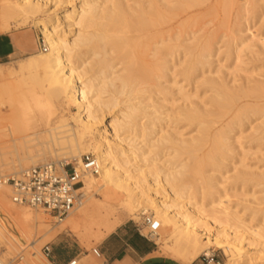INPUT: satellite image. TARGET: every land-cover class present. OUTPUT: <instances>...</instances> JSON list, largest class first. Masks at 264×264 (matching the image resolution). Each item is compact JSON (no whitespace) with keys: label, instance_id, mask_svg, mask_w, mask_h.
Instances as JSON below:
<instances>
[{"label":"bare ground","instance_id":"6f19581e","mask_svg":"<svg viewBox=\"0 0 264 264\" xmlns=\"http://www.w3.org/2000/svg\"><path fill=\"white\" fill-rule=\"evenodd\" d=\"M173 1L0 0V34L28 26L42 36L40 45L45 48L20 61L0 64V78L8 65L9 79L48 108L47 113L16 115L10 120L14 125L9 122L0 131V168L9 172L49 163L46 158L36 159L47 152L73 160L79 171L82 154L88 151L99 166L97 175L83 176L78 188L81 204L53 227L51 217L14 204L9 184L0 185V249L7 261L2 264H51L40 251V237L49 240L69 231L80 239L103 241L126 218L147 214L160 224L153 239L175 261L191 264L200 254L212 256V246L223 251L225 264L258 260L248 248L259 242L264 245V213L243 220L229 205L224 175L228 156L240 147L241 129L250 126L253 118L262 119L250 128L258 135L253 141L264 145V104L243 103L247 98H263L264 83L237 90L202 78L196 87L213 91L209 107L190 105L188 92L175 81L176 65L188 86L196 72L203 77L201 70L210 65L213 48L204 43L193 54L182 44L187 39L175 44L179 37L164 26L206 0ZM49 3L53 10L47 9ZM62 5H71V11L58 13ZM244 32L248 36L234 37L228 54L239 47L251 48L248 42L256 39L255 32ZM259 41L264 44V38ZM164 83L176 88L184 104L178 112L163 111L153 99L161 95L164 102L171 96ZM118 106L112 120L104 123ZM165 121L185 122L194 127L196 136L183 139ZM207 142L210 146L199 161L195 154ZM10 156L17 161H9ZM247 177L245 172L235 174L231 189L243 185ZM255 178L260 185L264 173ZM117 209L124 217L116 216Z\"/></svg>","mask_w":264,"mask_h":264},{"label":"rangeland","instance_id":"374dc122","mask_svg":"<svg viewBox=\"0 0 264 264\" xmlns=\"http://www.w3.org/2000/svg\"><path fill=\"white\" fill-rule=\"evenodd\" d=\"M132 1L133 0H130L129 3L132 4ZM253 1H255V3L252 5L249 3L250 0H206L201 4H197L196 6L187 9L185 12L177 14L169 24L164 26V30H168L170 28L172 32L176 33L179 37L178 41L174 42L175 44L187 39L188 41L182 44L188 46L192 50L193 54H195L196 50H198L204 43H210L213 48V52L208 59L210 61V65L201 70L203 77H201V72H196L192 77L193 82L189 83L188 86H186V83L182 81V77L178 74L180 72V67L178 64L176 65L174 70L175 81L179 86H183L185 91L188 92L191 97L188 101L190 105L198 104L200 107L204 106L205 109L209 107L208 98L212 95L213 91L208 90V87H196L198 86V83L202 81V78L215 80L217 83L226 84L227 87L237 90L253 89L256 88V85L259 82L264 83V44L259 41L264 38V0L263 2L261 0ZM170 2L171 4L174 3L173 0H170ZM75 5L78 6V1L75 2ZM47 9L53 10V3H49L47 5ZM65 11L70 12L71 5H62L57 8L58 13H63ZM245 29H248L250 32H255L256 35V39L253 42H248L249 40L247 41L251 48L245 49V47H239L236 53L228 54L229 47L231 46L232 39L234 37L241 38L248 36V33L244 32ZM20 32L23 33L24 40L30 47L28 53L34 54L39 52V45L40 42H43V38L38 31L27 26L26 29L23 31L21 30ZM20 60L21 59L11 62H8L9 60H7L5 62L8 63L4 62V64ZM9 71L10 69L8 68V65L5 66L3 68V76L0 78V131L2 130V132L4 129L8 128L7 125H10L9 122L14 125V122L10 120L16 115L32 113L42 114L48 112L46 105L36 103L34 99L26 94V92H29L27 88L17 86L9 79ZM162 86L168 87L169 92H171V96H166L164 98V102L161 95H156L153 99L158 100V103L162 106L163 111L167 112V109L172 108L175 112H178L184 104L181 101L180 96L176 94V88L171 87L170 83H164ZM145 98L148 100V96H145ZM252 98H247L245 101L243 100V103L247 102L251 105L257 104L256 106L264 104V97ZM118 99L121 100L123 97ZM200 102H202L201 105L199 104ZM146 104L148 103L146 102ZM119 109L120 106L114 108L112 112L106 116L104 123L110 122L113 115ZM11 112H14L15 114H12ZM5 118H9V121L8 119L6 121ZM261 121L262 119L253 118V122L250 126H245L241 129L242 133L239 141L240 147L234 151V154H230L228 156L225 163L228 165L224 176L227 178L226 187L229 189V205L236 209L239 212V216L245 221L258 219L259 215L264 213V202L262 201L264 197V182L258 185L259 183L255 178V175L264 173V145L253 141L258 137V135L253 134L250 130V128L258 126ZM12 124L11 126H13ZM164 125L171 128L175 126L174 128H176V131L180 133L183 139L196 136L194 127L189 126L185 122L175 125L171 122L165 121ZM100 127L103 128L102 125H100ZM165 130L166 129H164V131ZM107 131L110 133L111 129L108 128ZM209 146L210 142L203 144L201 151L195 154V158L199 161L202 160L204 156L203 153L209 148ZM86 154H90L94 157L90 151L84 152L82 156ZM10 157L9 161H17L16 156ZM44 158L48 159L47 162L49 163L58 164V161H65L68 164L74 165V162L71 159H63L61 157V159H58L51 157V155L47 152H42L41 156L36 159L41 160ZM233 163L234 165H232ZM30 167H32V165L28 168ZM26 169H18V171L8 172L3 170V168H0V178L17 176L22 172V170ZM204 171L212 173V171L206 168ZM243 172L248 174V180L240 187L236 186L233 191L231 188L234 187L233 185H235L234 183L236 182L232 180V177L237 173ZM207 173L205 175H207ZM251 195L253 197H251ZM10 196L11 192L9 197ZM93 196L96 199H99L98 193H93ZM252 198L254 199V202L252 201ZM25 207L26 208L24 209L30 210L27 206ZM253 213H256V216H252L251 214ZM116 216L124 217V212L121 209H117ZM147 216L149 215L147 214ZM142 219L143 217L138 219L126 218L124 223L119 228L124 225L133 229L137 226L141 227ZM49 225L50 227H53L56 226V223H54V221H50ZM119 228H117V230ZM96 231L97 229L94 228L93 233H96ZM142 233L145 235L146 231L142 230ZM36 238H38V236H36ZM39 239H42V247L47 243L52 250L60 248L65 258H70L73 254H80L79 258L81 259H87L97 263L103 262L102 258H96L92 254V250L98 248L101 251L104 240L99 241L93 237L90 239H80L75 232L69 231H62L49 240H45L42 237ZM154 239L153 242L156 243ZM246 243L249 242L246 241ZM163 247V244L156 245L157 254H163L161 256L165 255L167 258L170 257L166 253L162 252L164 249ZM209 250L211 251V254L214 255L215 260L219 261L221 264H225L226 258L222 250L217 249L214 246L210 247ZM248 251L259 257L255 264H264V245L260 242L251 244ZM2 252L3 249H0V261L2 263H7V261L2 257ZM201 256L202 255L200 254L196 258L197 262L201 261ZM17 262L18 260L15 259L13 263Z\"/></svg>","mask_w":264,"mask_h":264},{"label":"built area","instance_id":"2783aa9c","mask_svg":"<svg viewBox=\"0 0 264 264\" xmlns=\"http://www.w3.org/2000/svg\"><path fill=\"white\" fill-rule=\"evenodd\" d=\"M39 49L45 48L39 45ZM99 166L96 159L86 154L82 156L81 168L79 171L71 164L44 163L30 167L19 175L9 178H0V185L9 184L11 188V200L16 205H25L31 210L42 211L51 217L54 223L61 222L69 213L76 209L83 199L78 188L82 186V179L85 174L97 175ZM145 230L144 235L152 240L160 229L158 221L151 216H144L141 227ZM48 259L52 248L46 244L41 249ZM92 254L100 258L98 249H93ZM75 258L67 264H76ZM202 264H221L212 256H201ZM0 264H2L0 262Z\"/></svg>","mask_w":264,"mask_h":264},{"label":"crops","instance_id":"0c3cea01","mask_svg":"<svg viewBox=\"0 0 264 264\" xmlns=\"http://www.w3.org/2000/svg\"><path fill=\"white\" fill-rule=\"evenodd\" d=\"M26 28L11 30L8 33L0 34V64L26 58L32 54L28 43L24 40L23 31ZM29 54V55H28ZM35 54V53H34ZM5 62V63H8ZM100 258L102 263L81 259L80 254H73L65 258L60 248L52 250L48 260L51 264H67L71 260L81 261V264H183L170 257L158 255L156 243L147 239L142 230L124 225L106 237L102 243ZM160 252V251H159ZM191 264H202L201 261H194Z\"/></svg>","mask_w":264,"mask_h":264}]
</instances>
